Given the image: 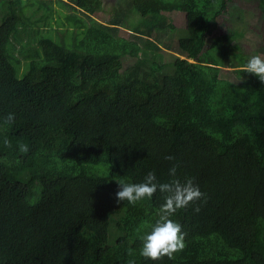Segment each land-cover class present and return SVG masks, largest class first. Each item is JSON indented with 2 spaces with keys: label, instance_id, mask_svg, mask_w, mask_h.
Here are the masks:
<instances>
[{
  "label": "trees",
  "instance_id": "trees-1",
  "mask_svg": "<svg viewBox=\"0 0 264 264\" xmlns=\"http://www.w3.org/2000/svg\"><path fill=\"white\" fill-rule=\"evenodd\" d=\"M29 2L33 11L10 0L0 23V264H264V81L235 61L232 28L214 38L219 54L207 48L234 1L114 0L103 23L93 18L103 0H57L75 11L60 23L75 29L72 46L29 31L50 26L57 7ZM177 11L183 30L165 14ZM157 32L166 42L151 40ZM177 35L184 58L166 62ZM173 166L203 196L172 217L184 248L145 259L141 237L164 196L117 202L118 182L149 171L170 182Z\"/></svg>",
  "mask_w": 264,
  "mask_h": 264
},
{
  "label": "rangeland",
  "instance_id": "rangeland-1",
  "mask_svg": "<svg viewBox=\"0 0 264 264\" xmlns=\"http://www.w3.org/2000/svg\"><path fill=\"white\" fill-rule=\"evenodd\" d=\"M13 0H11L12 2ZM23 10L25 11H33L34 9L29 8L27 6L28 0H21ZM37 0H30V4H34ZM57 0H53L54 4L57 7H53V16L56 18V22L52 21V24H56L49 32L45 31V24L42 21L39 23L38 26H28L29 31L33 30H40V35L38 38H45V37H51L52 40H54L56 43H60L61 45L63 43H68L70 46H72L76 41L73 39L74 35L76 33L74 28H68V31L63 29L62 22L65 20L64 16L67 14H70L71 12L75 11H69V8H63L62 6H59L56 3ZM67 2V0H65ZM71 1V0H69ZM234 5L236 6L231 14L226 15L225 17H220L219 22L221 27L214 33L213 36L209 37L207 41V48L212 49L214 53H220L219 52V46H217L216 42L214 41V38L217 36H220L222 34H225V32L228 29H233L237 31L240 34V37L238 41L235 43V48L237 51V57L235 58L236 62H239V59H241L243 62H246L249 60V58L253 55H261L264 57V17L262 16V13L258 7V2L256 0H233ZM114 3V0H103V8L104 11L99 12L97 15H94L93 18L98 19L101 22H105L109 19V13L110 9L109 6ZM70 5V3H68ZM10 5V0H0V23L4 17V14L7 13V9ZM59 7V8H58ZM235 10V11H234ZM47 9H42L40 14L48 15ZM240 12V13H239ZM168 17H170L179 30H183L186 27V17L185 14L181 11H177L174 13H165ZM242 18V19H240ZM61 23V24H60ZM27 25H30V23H26ZM50 26L51 25V18H50ZM24 27V26H22ZM51 28V27H50ZM22 31V30H21ZM45 33H49L48 35H45ZM45 35V36H43ZM121 35L129 38V34L126 32H122ZM170 35L169 32H157L154 33L151 40H155L157 42H160L161 44L163 42H166L167 37ZM34 38L37 37L36 32H34L33 35ZM177 37L175 36L173 38V42H171V46L173 47V51H166L164 52V57L166 62H173L176 58H184L179 52H178V46H177ZM28 38L26 35L23 36V40L21 42V45H24L27 42ZM39 40H31V47L32 48H39V51L41 53V56H43V48L39 45ZM21 45L17 44V50L21 49ZM18 55V52L16 53ZM239 58V59H238ZM134 62V59H127L124 61V69L128 68L129 65H131ZM43 63V62H42ZM24 64V60H23ZM21 65V68L23 66ZM239 64V63H238ZM25 66V64H24ZM234 69L230 68H223L221 77L223 79L232 81V82H239L237 79V75L233 74ZM249 74L244 76V79L249 78ZM242 79V80H244Z\"/></svg>",
  "mask_w": 264,
  "mask_h": 264
},
{
  "label": "clouds",
  "instance_id": "clouds-1",
  "mask_svg": "<svg viewBox=\"0 0 264 264\" xmlns=\"http://www.w3.org/2000/svg\"><path fill=\"white\" fill-rule=\"evenodd\" d=\"M51 25L44 26L45 31L49 32L55 26L54 23L52 24V20ZM48 34L45 33V35ZM244 71L254 74L261 81H264V57L261 55L251 56L244 66ZM14 119V115L9 114L5 119V123L11 124ZM2 143L4 147H11V142L7 138H4ZM18 150L21 154H25L30 149L27 144L19 143ZM167 159L172 160L173 157L169 156ZM176 171V166L169 169V175L173 177L170 182H160L155 171H149L143 181L139 183L118 182L117 202L126 200L131 204H135L144 199H150L157 191L164 196L158 219L151 226V230L141 237L142 247L139 255L145 259L155 261L165 255L171 258L174 252L184 248V234L181 231V225L172 217L178 210L187 207L190 202L203 196L199 186L194 183L192 178H186L182 181L176 178ZM129 255L131 256L133 253L130 251ZM128 264H136L135 259H130Z\"/></svg>",
  "mask_w": 264,
  "mask_h": 264
},
{
  "label": "crops",
  "instance_id": "crops-1",
  "mask_svg": "<svg viewBox=\"0 0 264 264\" xmlns=\"http://www.w3.org/2000/svg\"><path fill=\"white\" fill-rule=\"evenodd\" d=\"M37 17L40 18L41 17V14H39ZM222 71H223V69H222ZM222 71H221V74H222Z\"/></svg>",
  "mask_w": 264,
  "mask_h": 264
}]
</instances>
